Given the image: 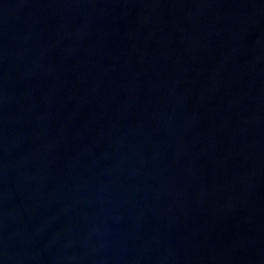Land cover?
Listing matches in <instances>:
<instances>
[{"label":"water","instance_id":"water-1","mask_svg":"<svg viewBox=\"0 0 264 264\" xmlns=\"http://www.w3.org/2000/svg\"><path fill=\"white\" fill-rule=\"evenodd\" d=\"M0 264H264V0H0Z\"/></svg>","mask_w":264,"mask_h":264}]
</instances>
